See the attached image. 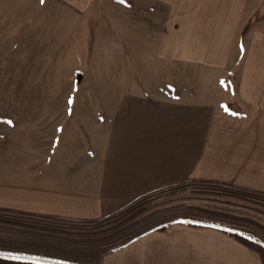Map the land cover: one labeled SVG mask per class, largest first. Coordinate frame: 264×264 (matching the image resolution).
<instances>
[{
    "label": "crops",
    "instance_id": "crops-1",
    "mask_svg": "<svg viewBox=\"0 0 264 264\" xmlns=\"http://www.w3.org/2000/svg\"><path fill=\"white\" fill-rule=\"evenodd\" d=\"M165 1L172 8L161 51L199 68L156 70L154 83L97 85L93 100L46 102L44 116L0 115L1 209L94 220L188 180L264 194L260 0L252 15L246 0ZM185 193L158 206L186 201ZM0 264L55 263L0 256ZM101 264H264V242L177 220L104 253Z\"/></svg>",
    "mask_w": 264,
    "mask_h": 264
},
{
    "label": "rangeland",
    "instance_id": "rangeland-1",
    "mask_svg": "<svg viewBox=\"0 0 264 264\" xmlns=\"http://www.w3.org/2000/svg\"><path fill=\"white\" fill-rule=\"evenodd\" d=\"M246 1V15H252L259 0ZM259 6L254 15L264 26V0ZM171 8L165 0H0V115L44 116L46 102L93 100L97 85L154 83L162 79L154 76L156 70L199 68L176 63L161 51ZM181 191L186 201L171 205L245 216L264 227L263 201L201 187L146 197L114 222L150 214L162 208L158 199Z\"/></svg>",
    "mask_w": 264,
    "mask_h": 264
},
{
    "label": "trees",
    "instance_id": "trees-1",
    "mask_svg": "<svg viewBox=\"0 0 264 264\" xmlns=\"http://www.w3.org/2000/svg\"><path fill=\"white\" fill-rule=\"evenodd\" d=\"M201 187L214 192L264 202V194L227 182L188 180L146 193L126 206L94 220H66L42 214L0 208V256L19 257L55 264H101L104 253L117 249L136 237L177 220L206 222L264 241V227L245 216H235L206 207L177 203L157 209L128 223L123 220L131 206L167 191ZM114 222L113 231L99 230ZM117 223V224H116Z\"/></svg>",
    "mask_w": 264,
    "mask_h": 264
},
{
    "label": "snow or ice",
    "instance_id": "snow-or-ice-1",
    "mask_svg": "<svg viewBox=\"0 0 264 264\" xmlns=\"http://www.w3.org/2000/svg\"><path fill=\"white\" fill-rule=\"evenodd\" d=\"M44 2V0H41V3H43ZM9 123H11V121H8ZM17 259L19 258V257H16Z\"/></svg>",
    "mask_w": 264,
    "mask_h": 264
}]
</instances>
